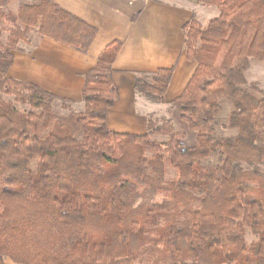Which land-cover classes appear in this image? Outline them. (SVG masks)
Here are the masks:
<instances>
[{
	"label": "trees",
	"instance_id": "trees-1",
	"mask_svg": "<svg viewBox=\"0 0 264 264\" xmlns=\"http://www.w3.org/2000/svg\"><path fill=\"white\" fill-rule=\"evenodd\" d=\"M13 1L0 0V264H264V91L245 77L264 61V0H199L219 15L185 25L198 67L171 106L193 143L166 118L145 134L108 129L121 40L85 74L84 111L57 115V100L74 101L10 76L16 51L35 30L86 53L97 29L52 0L16 13ZM172 72L140 73L135 89L164 102ZM224 98L238 133L217 137Z\"/></svg>",
	"mask_w": 264,
	"mask_h": 264
},
{
	"label": "crops",
	"instance_id": "crops-1",
	"mask_svg": "<svg viewBox=\"0 0 264 264\" xmlns=\"http://www.w3.org/2000/svg\"><path fill=\"white\" fill-rule=\"evenodd\" d=\"M52 1L96 27L90 49L84 53L41 37L28 46L23 57L15 55L9 75L36 83L59 97L80 101L85 74L96 65L108 44L121 40L122 48L112 65L119 98L107 116L108 129L118 133L145 134L149 117L159 119L157 115L183 93L198 67L186 50L185 25L195 18L206 27L217 16L214 6L203 5L199 0ZM162 68L173 69L172 77L164 102H154L135 89V78ZM262 73L264 61L251 59L245 72L247 81ZM170 113L177 129L195 136L179 112L173 109Z\"/></svg>",
	"mask_w": 264,
	"mask_h": 264
},
{
	"label": "rangeland",
	"instance_id": "rangeland-1",
	"mask_svg": "<svg viewBox=\"0 0 264 264\" xmlns=\"http://www.w3.org/2000/svg\"><path fill=\"white\" fill-rule=\"evenodd\" d=\"M30 1V0H28ZM22 0H15L13 1L11 4H9V6L6 8L7 11H11L13 13H16L20 4H21ZM215 7V6H214ZM210 10H212L211 8H209ZM215 11H216V14L217 16L219 15V11H218V8L215 7ZM212 12L209 11V14H211ZM212 20V19H211ZM210 20V21H211ZM209 21V22H210ZM10 25V23H8ZM209 24V23H208ZM207 24V25H208ZM206 25V26H207ZM202 26V25H201ZM203 27V26H202ZM205 28V26L203 27ZM30 40L31 42L33 43L34 41L38 40L41 38V36L37 33V31L35 30H30ZM8 33L5 32L4 35H3V41L6 40V37H7ZM20 51H16V54L18 56H21L23 57L25 52H26V49H29V47L26 46L25 43H20ZM253 69H251L252 71ZM258 78H249V83H256L258 85V87L264 91V73H262L261 75L259 74L257 76ZM256 79V81H255ZM74 102L72 103H69L67 102V105L69 106L68 108H63L62 107V101L61 100H57L56 103H55V113L57 115H61V116H64V115H68L69 113H80V112H83L84 111V103L82 102V100L80 101H75L73 100ZM221 109L218 111V113L216 114L215 116V120L213 122V125H214V134L217 136V137H230V136H235L237 135L238 133V130L237 129H231V128H226L224 126V124L227 122L228 120V117L230 115V113L233 111L234 109V102L230 99H227V98H224L221 100ZM16 106L22 110V111H29V107L28 106H25V105H20V104H16ZM174 108H172V106L170 105V107L165 111H161V113H159L157 115V118H159V120H162L163 118H166V119H172V115H171V110H173ZM177 111V110H176ZM163 112V113H162ZM178 112V111H177ZM155 118V117H153ZM163 138H159V140H161ZM187 141L189 143H193L195 141V136H188L187 138ZM262 169L264 171V165L262 166ZM167 177L170 178V179H173V178H176L177 177V171L170 165V164H167ZM162 196L161 195H157L155 197V200H162ZM255 239V236L253 235H248L247 236V240L248 242H252L253 240ZM10 263H12L11 261H9Z\"/></svg>",
	"mask_w": 264,
	"mask_h": 264
}]
</instances>
